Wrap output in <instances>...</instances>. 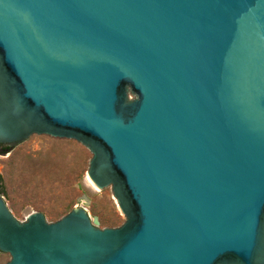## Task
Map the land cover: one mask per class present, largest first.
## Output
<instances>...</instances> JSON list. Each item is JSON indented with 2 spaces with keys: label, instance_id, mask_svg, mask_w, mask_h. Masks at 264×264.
<instances>
[{
  "label": "water",
  "instance_id": "water-1",
  "mask_svg": "<svg viewBox=\"0 0 264 264\" xmlns=\"http://www.w3.org/2000/svg\"><path fill=\"white\" fill-rule=\"evenodd\" d=\"M29 138L116 226L0 195L5 264H264V0H0L3 155Z\"/></svg>",
  "mask_w": 264,
  "mask_h": 264
},
{
  "label": "rangeland",
  "instance_id": "rangeland-1",
  "mask_svg": "<svg viewBox=\"0 0 264 264\" xmlns=\"http://www.w3.org/2000/svg\"><path fill=\"white\" fill-rule=\"evenodd\" d=\"M3 154L0 152L3 198L14 218L38 212L51 223L80 207L90 220L97 217L101 225L116 226L110 189L100 191L90 185L79 168L30 138ZM8 261L9 256L0 253V264Z\"/></svg>",
  "mask_w": 264,
  "mask_h": 264
},
{
  "label": "trees",
  "instance_id": "trees-1",
  "mask_svg": "<svg viewBox=\"0 0 264 264\" xmlns=\"http://www.w3.org/2000/svg\"><path fill=\"white\" fill-rule=\"evenodd\" d=\"M4 151H5V148L0 146V152H4ZM1 182H2V180L0 178V195L3 197V196H5V193L3 191V187L1 186Z\"/></svg>",
  "mask_w": 264,
  "mask_h": 264
},
{
  "label": "bare ground",
  "instance_id": "bare-ground-1",
  "mask_svg": "<svg viewBox=\"0 0 264 264\" xmlns=\"http://www.w3.org/2000/svg\"><path fill=\"white\" fill-rule=\"evenodd\" d=\"M89 180V179H88ZM90 181V180H89ZM90 183H91V181H90ZM90 185H93V184H90ZM94 188V187H93Z\"/></svg>",
  "mask_w": 264,
  "mask_h": 264
}]
</instances>
